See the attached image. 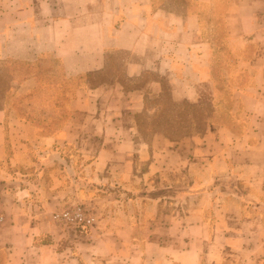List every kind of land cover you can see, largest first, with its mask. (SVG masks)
Returning a JSON list of instances; mask_svg holds the SVG:
<instances>
[{
	"label": "crops",
	"instance_id": "crops-1",
	"mask_svg": "<svg viewBox=\"0 0 264 264\" xmlns=\"http://www.w3.org/2000/svg\"><path fill=\"white\" fill-rule=\"evenodd\" d=\"M263 6L264 0H0V60L28 69L26 79L13 77L21 93L64 94L62 85L74 82L64 96L68 120L31 143L37 155L13 145L10 170L0 166V208L9 206L0 264L259 260ZM166 101L194 122L200 115L202 124L190 122L181 137L156 127ZM8 113L16 123L17 111ZM5 117L0 109V135ZM67 149L77 155L66 160ZM6 152L0 141V164ZM54 159L81 166L72 199L103 197L84 240L63 239L41 217L47 204L69 197ZM96 180L104 193L84 185Z\"/></svg>",
	"mask_w": 264,
	"mask_h": 264
},
{
	"label": "rangeland",
	"instance_id": "rangeland-1",
	"mask_svg": "<svg viewBox=\"0 0 264 264\" xmlns=\"http://www.w3.org/2000/svg\"><path fill=\"white\" fill-rule=\"evenodd\" d=\"M176 2H180V0H175ZM28 69L24 67L23 65L19 63H14L11 61H5L0 60V109L5 110L6 117L4 119V132L2 135H0V141L4 142L6 147V159L4 162L0 164L2 168H5L6 171L10 170V164H9V156L11 154L12 149L10 150V147H14L13 145H16L18 147L19 151L21 152H27L28 157L32 158V155H37V149L32 146L31 143L34 144V141L36 139H40L42 136L53 134L54 130L59 126L64 124L66 120H68L69 113L67 112L66 105L67 102L65 97L67 96V93L72 92V87L74 86V82H65L62 85V91L64 94L59 91L54 90H46L44 88L36 89L35 91L28 92L26 94L21 93V89L19 87H16L14 84L13 77L16 74L21 79H26L28 76ZM16 72V73H15ZM63 96V98H62ZM65 96V97H64ZM165 108L161 111V115H157L155 117V126L165 131L167 134L173 136V137H181L184 134H186L185 128L189 125L190 122L193 120L190 117H187L185 113V109L182 108H176L173 110H170V106L168 105V101L165 102ZM172 109V108H171ZM11 110H16L21 120L17 118L16 123L12 122L11 119H14V116H10L8 112ZM171 111L172 113L175 112L173 115H167L164 114L165 112ZM177 113V114H176ZM202 117L194 116L193 123L202 124L200 121ZM23 119L33 123L38 130H35L33 133H31L30 128L26 129L25 126L22 124ZM147 121V120H146ZM141 123H145V119L142 117ZM148 124V121L146 122ZM11 125H15L16 128L15 131H9ZM77 155L73 149H67L65 152H62L63 158L66 160L72 159V156ZM21 156V153H20ZM29 159V158H27ZM57 160L54 159V163H56V169L61 171L60 173L64 175L66 178L65 183V189L64 191L69 194V197H66L64 200H61L60 202H63L59 205L55 204H47V209L44 213H42L41 217L51 222L54 226V222L52 220V214L56 211H60L61 209L65 208L66 206L72 205V204H82L86 207L90 208L94 214L96 208H102L103 204L101 202L103 200V197L100 196L96 198L95 195L91 196H85L81 197L80 199H72L74 193V188L77 185L76 181L78 180V177L75 176V170L78 167H81L79 165H74V167L65 162L59 161V164L56 162ZM45 165V164H43ZM21 167H24V164H21ZM54 168V167H53ZM79 169V168H78ZM5 181V180H4ZM103 181H86L84 185L89 190V188L96 187L93 192L96 193V195L104 193L103 186L105 184L102 183ZM87 184V185H86ZM108 187V186H106ZM113 187V189H112ZM119 186L117 184L110 185V189L117 190ZM83 188V187H81ZM75 198V197H74ZM122 198H125L126 196H122ZM95 201L92 202V201ZM56 202V201H55ZM59 202V201H58ZM3 203V202H2ZM50 208V209H49ZM9 206L7 204H2L0 211L2 213L8 212ZM57 233L65 239L68 237V240L73 241H81L84 240V237L87 235H84L80 238H74L73 235L67 233V231H62L61 229L57 228ZM93 228V227H92ZM244 229V226H242ZM91 231V230H90ZM89 231V232H90ZM250 231V230H247ZM88 232V233H89ZM261 231L258 229V235ZM66 239V240H67ZM242 241V240H241ZM247 241V240H245ZM242 245L244 243L242 242ZM261 247H264V245H257L256 249H258L255 254L260 257L259 260H249L247 258H240L239 260H233L232 258L229 259L227 264H264V249ZM1 262V260H0Z\"/></svg>",
	"mask_w": 264,
	"mask_h": 264
},
{
	"label": "built area",
	"instance_id": "built-area-1",
	"mask_svg": "<svg viewBox=\"0 0 264 264\" xmlns=\"http://www.w3.org/2000/svg\"><path fill=\"white\" fill-rule=\"evenodd\" d=\"M260 24L264 30V6L260 14ZM4 215L0 211V225L4 222ZM55 226L62 231L80 238L86 235L94 226L96 216L94 212L82 204H72L52 214Z\"/></svg>",
	"mask_w": 264,
	"mask_h": 264
}]
</instances>
